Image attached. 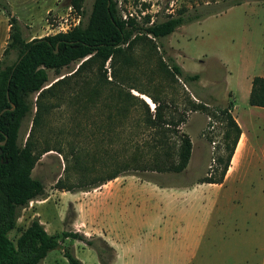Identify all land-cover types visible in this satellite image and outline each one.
I'll return each instance as SVG.
<instances>
[{"label": "rangeland", "instance_id": "obj_1", "mask_svg": "<svg viewBox=\"0 0 264 264\" xmlns=\"http://www.w3.org/2000/svg\"><path fill=\"white\" fill-rule=\"evenodd\" d=\"M94 1L84 0L81 17L71 0H0V62L10 42L13 17L23 37L32 41L71 31L81 21L85 24ZM114 2L123 20H135L137 29L180 12L192 14L196 20L155 45L146 40L128 50L125 45L122 55L105 64L88 57L59 71L47 70L44 94L32 96L20 131L24 142L31 134L35 154L42 155L32 177L42 182L45 191L19 209L18 227L9 234L14 242L37 212L42 213L40 223L46 231L62 239L63 232H72L76 213L68 200L79 198L88 208L97 188L106 185L103 191H109L127 181V175L168 187L194 185L210 176L219 180L222 165L218 159L226 158L233 137H225L230 130L225 111L231 106L230 114L244 130L250 136L259 134L264 141V110L250 106L246 81L248 76L264 73V0ZM17 56L12 51L9 63ZM169 58L186 74L199 75V80L185 84L164 65ZM153 98L165 118L180 124L179 132L190 137V168L181 174L131 169L106 181L118 164H151L166 153L163 147H153L160 129L146 120L144 103L153 114ZM36 116L38 123L34 124ZM226 193L228 197L237 195V203L228 200L229 204L218 206L216 214L222 220H215L216 230L207 233L189 264H264V168H253ZM75 244L68 238L63 247L72 245L76 257ZM41 264L69 263L58 248Z\"/></svg>", "mask_w": 264, "mask_h": 264}, {"label": "trees", "instance_id": "obj_2", "mask_svg": "<svg viewBox=\"0 0 264 264\" xmlns=\"http://www.w3.org/2000/svg\"><path fill=\"white\" fill-rule=\"evenodd\" d=\"M71 6L81 17L84 16V0H71ZM191 15L180 12L163 22H154L137 29L135 20H123L114 0H95L85 24L81 21L71 31L32 41L23 37L18 20L14 17L11 19L10 42L4 51V59L0 62V264H41L51 251L58 248H62L69 264H82L74 256L72 245L63 247L64 240L68 238L71 239V244L78 240L93 248L101 264H110L113 250L102 239L90 240L73 232H63L62 239H59L50 235L37 218L21 231L16 242L10 239V232L18 227L19 209L38 200L45 191L42 182L32 177L42 155L35 154L30 140L31 134L26 142L21 139L22 123L29 112L32 96L44 94L43 88L49 81L47 70L59 71L88 57L89 61L99 60L105 64L109 60L113 61L115 56L122 55L125 45L127 50L132 49L139 41L146 40L155 45L157 40L168 37L181 26L196 20ZM147 21L150 23V17H147ZM137 30L142 33L136 34ZM12 51L18 56L10 64ZM168 60V63L163 62L168 71L181 78L185 84L199 80V75L186 74L174 59ZM152 100L156 104L153 114L148 105H144L148 124L156 130L160 129V138L153 147H163L166 153L151 164L131 165L132 167L128 163L118 164L115 172L106 181L113 180L131 169L175 174L186 171L192 156V141L188 135L179 132L180 124L165 118L160 103L155 98ZM249 104L251 107L264 108L263 77L253 79ZM231 107L225 111L230 127L225 137H233L226 158L218 159L222 165L221 176L219 180L206 178L202 183H220L230 167L242 134L240 126L230 114ZM35 123H38L37 116ZM49 151L51 150H46L45 153Z\"/></svg>", "mask_w": 264, "mask_h": 264}, {"label": "crops", "instance_id": "obj_3", "mask_svg": "<svg viewBox=\"0 0 264 264\" xmlns=\"http://www.w3.org/2000/svg\"><path fill=\"white\" fill-rule=\"evenodd\" d=\"M255 77L264 78V73L247 77L249 98ZM233 108L236 109V105ZM235 120L242 134L230 167L220 183L200 181L194 185L168 187L137 175H127V181L109 191H103L106 185L97 188V196L88 208L79 198L72 200L74 202L68 200L76 211L72 232L88 239L94 237L105 241L113 250L110 264L192 262L207 233L214 230L215 220H222L216 214L218 206L229 204L228 200L237 203V195L228 197L223 193L244 180L253 168H264V141H260L259 134L250 136L238 118ZM241 143L235 165L234 159ZM192 159L193 151L186 170L190 168ZM35 217L43 223L41 212L32 215L30 220ZM74 241L77 243L76 257L82 264H101L93 248Z\"/></svg>", "mask_w": 264, "mask_h": 264}, {"label": "bare ground", "instance_id": "obj_4", "mask_svg": "<svg viewBox=\"0 0 264 264\" xmlns=\"http://www.w3.org/2000/svg\"><path fill=\"white\" fill-rule=\"evenodd\" d=\"M144 98H145V100L147 101V102H151V100L148 98V97H145V96H143ZM239 151H238V153L236 154V157H235V159H234V164L236 165L237 164V161H238V158H239V156H240V150H241V148H242V143L239 145Z\"/></svg>", "mask_w": 264, "mask_h": 264}, {"label": "built area", "instance_id": "obj_5", "mask_svg": "<svg viewBox=\"0 0 264 264\" xmlns=\"http://www.w3.org/2000/svg\"><path fill=\"white\" fill-rule=\"evenodd\" d=\"M60 33H66V32H60ZM59 34V33H58Z\"/></svg>", "mask_w": 264, "mask_h": 264}]
</instances>
